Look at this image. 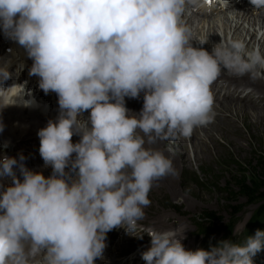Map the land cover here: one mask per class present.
I'll return each instance as SVG.
<instances>
[{
	"label": "bare ground",
	"instance_id": "bare-ground-1",
	"mask_svg": "<svg viewBox=\"0 0 264 264\" xmlns=\"http://www.w3.org/2000/svg\"><path fill=\"white\" fill-rule=\"evenodd\" d=\"M1 1L0 4H2L5 12L7 13V10L11 12L7 16L9 18L7 20L8 26L14 28L12 26L13 20L20 16L19 13L26 7L28 0H17V3L21 5V11L15 4H10L11 0ZM87 1L95 3V0ZM101 1L105 2L102 6L105 8L104 11L91 13L78 23V27L74 24L66 25L68 28L64 37H62L64 40L67 38L72 40L70 45L78 42L81 46L90 45L87 41H83V38H93L92 51L98 56L96 59V62H98L96 67L89 68L90 75L84 80H81L82 76H79L78 72L73 70L66 71L69 69V65L72 64L70 57L52 59L50 57L52 52L48 53L49 49L47 48L38 51L40 47L39 40L30 37L34 31L42 32L45 35V30L50 22L56 24L66 22L68 16L72 14V10L78 5L79 0H41L35 12L26 18L21 25L18 23L13 33L10 32V29L5 33H0V62L5 58V61L0 63V93L2 94L0 95V147L9 145L12 148L11 153H0V160L3 164L12 163L15 166L12 174L13 179L18 178L19 181L29 183L27 186L26 184L24 185L27 187L26 190L22 188L19 191L20 198L17 197L13 203L11 202V208L8 211L18 216V214L26 211L31 213L36 210L34 212L36 215L41 213V211L48 210V214L45 215V217H48L47 219L44 218L46 221L37 222L36 226L38 229L28 238L31 246L39 244L41 235L43 239L40 243L41 245L44 244L43 241L45 239H50L51 232H57L53 228L50 230L52 226L60 223H65L66 226H74L76 222H79L81 225H86L87 228H90L93 227L95 219L91 218L93 212L88 213V211H94L96 216L103 213L100 205L101 197L94 201L92 196H87L84 199L80 196L72 197L71 201L60 205L58 208H50L51 204L55 202V197L57 196L59 199L61 192L58 191L59 183L55 182L49 165V174L43 175L38 171L37 165L39 163L37 161L41 158L49 159L51 156L56 159V163H62L66 169V165L71 167L82 165L84 163L82 155L84 151L95 156L90 157V159L95 158L94 160L99 161L105 158L107 162V160L112 159V156L108 154L112 149V154L125 152L130 160V154H132L130 150L133 152L135 150V145H132L134 142L131 141L133 136L139 139L138 142L134 143L138 149L136 163H134L137 168L134 169L135 173L130 169H125L124 159L121 157L117 164L119 168L125 171L122 177L132 179L134 182L135 178L140 177V168L143 171L155 173L153 172V165L148 164L147 161L149 151H151V153H156L154 155L158 156L160 163L168 166V174L165 179L168 177L172 179L173 173H171L169 165L184 162L190 163L192 160L197 161L205 157V155L214 154L215 151L212 148V144L219 141L223 136L220 134L215 135V132H217L215 128L206 130L203 124H207V126L216 125L231 131V127L223 126L220 122L216 123L217 118H215V115L214 118L213 116H208L212 112L218 111L219 105L227 107L231 103L233 106H228L227 112H230V109L235 107L236 113L230 114V117L231 115L237 116L240 110L242 111L241 113L252 110V113L256 115L254 117L257 122H259V114L264 116L262 112L257 110L264 107V81L260 77L258 80L256 79L258 75L256 76L252 72V68L249 67L248 63L246 64V62H241L234 56L225 54L228 53L226 51L225 53L210 54L206 51L196 50V48L192 47L194 44L192 45V43H188V40L187 42L185 40L190 30V34L197 38L198 31L196 27L199 26L198 22H201L202 16L207 15L208 18V15H212L211 13L214 15V12H217L219 7L222 9L229 8V11L224 13L218 26L224 32L225 41L227 42L229 38V32H232V45L236 50L241 49L243 51L252 48L258 41V53L264 57V20L253 16V14H257V10L260 15L263 13V9L258 7L257 4L250 3L248 0L240 2L218 1V3L217 0H210V5L199 6L196 2L197 10L200 11V13L196 14L190 11L189 6H185L183 10L181 9L184 0H137L141 1L139 4L143 2V5L141 4L140 6L134 0H127L130 3V9L122 6L120 4L121 0L116 2L114 0ZM111 1L114 3L110 7L108 4ZM194 1L188 0V3H193ZM13 2L16 1L13 0ZM66 2H71V6L66 7ZM9 4L12 6H8ZM131 14H135V16L132 17ZM137 16H139L140 22L145 18H150L151 21L142 22L136 29H139L137 32L143 33V37L157 43L160 51L158 56L167 58L170 61L176 60L180 62V65H173L170 68L166 67L167 62L158 66L166 68L165 73L174 69V72L181 75L197 78L199 80L198 83L194 84V80L187 83L182 88L183 93L186 92L184 89H188L186 95L193 106L197 103H205L208 109L201 112L191 109L189 114L185 110V114L181 118L178 117L181 107L178 104L179 100L172 101L171 105L166 109L169 103L165 105L162 101L165 96L163 95V87L159 83L160 78L165 73H162V71L160 75L155 73L154 68H156V71L159 68L156 67L157 63L155 61L148 60L152 53H149L147 49L140 48L138 54L131 49V46H134L133 43L138 44L142 41L141 37L134 34L130 29L133 18ZM182 31L186 33V36L179 41L178 37ZM218 31L214 25L210 26L207 30V35L208 37L216 36ZM30 38L33 39L30 40ZM32 41H34V51L32 48H28ZM10 45L11 49L8 52L7 47ZM34 52H37V54ZM11 56L12 60H9ZM17 59L19 63H16ZM93 70L100 74H93ZM52 74L58 76L59 80L55 81ZM73 78L77 79V82L74 81L66 86V83ZM98 84L101 86L104 96L97 97L96 93L89 87L98 86ZM216 84L219 85L217 86ZM47 86H51L52 90L48 97L43 95ZM212 88H217V92L212 93ZM99 99H103L107 103L100 104L97 102ZM45 100L46 102H44ZM48 101H51L50 105H48ZM39 102H44V104L41 106ZM68 103H73V109L70 110L69 117H67L65 109ZM249 107L252 108L250 109ZM223 108H220V111H224V116L222 115L221 118L225 119L229 115L225 113ZM110 109L118 112L119 116L114 117L109 112ZM115 123L118 133H114L111 127L105 126L106 124L115 125ZM80 124L92 132V137L82 131ZM239 134L241 135V133ZM120 135L123 138L118 140ZM31 138L32 140H30ZM40 138L49 141L51 143L50 147L42 146V143L38 141ZM197 138L203 139L205 143L200 144L197 142ZM42 139L40 140L42 141ZM108 139L111 140L109 144L102 143ZM80 140L82 143L79 142ZM20 141H22L21 144ZM31 141L34 143H31ZM126 141L128 143H125ZM230 142H233V140ZM92 144L94 145L92 146ZM189 144L192 147L193 156L188 151L186 152L189 149ZM237 144L239 143L237 142ZM99 146L100 151L97 149ZM239 147H241L240 144ZM84 155L86 154L84 153ZM154 157L156 158V156ZM172 171H175V167L172 168ZM5 172L8 174H6L7 176H10L11 170L9 168L5 167ZM142 175L144 176V174ZM5 179V181H10V177ZM103 183L104 180L101 183L103 189L108 187L103 185ZM71 189L70 187L63 191L68 193V191L71 192ZM75 190L81 191L82 188L77 187ZM8 191V194L6 193L7 191L0 194V201H6L10 204L8 196L16 197L17 193L12 190ZM47 195L54 199L53 203L49 204V201L44 204L41 201L39 202V199H43ZM35 202L39 203L38 207L34 205ZM80 204H84L82 208L78 207ZM2 212L6 213V211ZM114 216L113 220L122 223L118 229L123 231V235L136 232V230L128 231L127 226L132 221L126 219L125 215L114 214ZM137 216L136 219H133L134 227L136 224H140L143 219H138ZM151 223L148 224L150 225ZM151 225L157 228L155 227L157 225ZM135 229L137 228L135 227ZM158 229L162 232L168 231L170 233L172 228ZM61 232L63 233V240H66L67 243L64 241L66 245L64 247L59 246V256L67 257L70 260V264H75L74 262L79 260L84 262L91 261L101 253L102 247L99 243L98 245L96 243L95 231L88 233L87 241L84 239L77 240L79 229L74 230L72 234L70 231ZM148 232V235H144L146 232L141 234L139 239H147V237L151 236V231ZM172 232L173 235L169 236L165 242L159 243L162 246L161 252L174 240L177 241L178 248H185L183 243H181L182 240L179 242L182 236H179L175 231ZM12 235L13 233L9 236ZM79 242H83V245H77ZM3 243L0 242V246ZM49 245L53 246V244ZM2 246L3 248L5 247V245ZM132 248L130 247L127 253H130ZM142 249L144 250V248ZM141 251L140 249L136 253L137 257L139 253L141 255ZM113 252V250L108 252L111 260L114 259ZM29 256L32 258L34 254ZM185 256L188 257L187 255ZM138 261L140 264L145 262V260ZM170 262H173V260L169 259V264ZM61 263L63 264V261ZM194 264L198 263L195 262Z\"/></svg>",
	"mask_w": 264,
	"mask_h": 264
},
{
	"label": "rangeland",
	"instance_id": "rangeland-1",
	"mask_svg": "<svg viewBox=\"0 0 264 264\" xmlns=\"http://www.w3.org/2000/svg\"><path fill=\"white\" fill-rule=\"evenodd\" d=\"M15 1L16 2H13V0H11L10 4H15L16 7L19 8V10L21 11L22 10L21 5L17 3V0ZM240 1H243V0H238L236 2H240ZM0 2L2 1L0 0ZM28 2H29L28 6L30 7V9H28L27 5L23 9V11L27 9L23 12V19L28 18L33 12H35L36 8L33 10L32 8L37 6L41 2V0H28ZM10 4L8 6H12ZM141 4L143 5V2ZM141 4H138V5L140 6ZM183 4L184 5L181 6L182 10L185 8V6L186 7L189 6L191 12H194L193 10L195 9L198 13H200V11L197 10V7H196L197 5H195L197 4L196 1H194L191 5H189L184 0ZM254 4H257V3H254ZM0 5H1L0 6V11H1L0 12V31L4 32V30L8 28L7 25L9 24L7 21L9 18L7 16L11 12L7 10V13H6L5 9L2 7V4ZM259 6H264V2H261ZM228 9L229 8L222 9L219 7L217 10L218 13L214 12V15L213 13H211L212 15L210 16L208 15V18H207V15L202 16L201 22H198L199 26H197L198 23L196 24L197 26L196 30L198 31L197 38L193 34H190L191 33V30H190L185 40L186 42L188 40L189 41L188 43H192V45L194 44L195 46L194 45L192 46L191 44L189 45L196 48V50H201L202 52L206 51L207 53H210V54L211 53H225V51L228 52L225 54L234 56L239 61L246 62V64L248 63L249 67L252 68V72H254L256 76L258 75L257 76L258 78L256 79L258 80L260 77L264 81V57L260 56L258 53L259 51L258 41L255 43L256 45L255 44L253 45L252 48L244 50V51L241 49L236 50L234 46L232 45V42H231V37L233 34L232 32L231 33L229 32L230 39L228 38L227 42L225 41L224 32L218 26H219L221 19L224 16V13L229 11ZM21 12L19 13L20 16L16 19L18 21L20 20L19 21L20 25L24 21V20L22 21ZM250 12L252 11L250 10ZM262 18L264 17L261 16V19ZM74 25L78 27V23H75ZM213 25L219 31L216 32L217 34L215 33L216 36L208 37L207 30L209 29L210 26H213ZM257 29H259V27H257ZM47 33L49 34V32ZM185 34L186 33L182 31L178 38L180 40H183L184 36H186ZM36 38L42 41L41 48L52 47L54 45L53 37L43 36L37 33ZM222 38L224 39L222 40ZM135 46H136V49L135 47H132V46H131V49L134 48L135 49L134 51L137 52L139 50L140 45L135 44ZM65 48H66V45L59 44V46L56 47V52H53L50 55L51 58L57 59V57L61 53L65 52L64 56L67 55L68 57L72 58V60H75L74 58L75 55L73 56V54H70L69 52L65 51ZM141 48L147 49L149 53H152V49L148 48V46H142ZM79 51L83 52L82 50H79ZM160 58H164V57H160ZM9 60H12V57L9 58ZM148 60L151 61L152 57H149ZM97 62L95 64H97ZM175 63L180 65V62L178 61ZM90 67L92 68V66ZM72 68L75 70L73 61H72V64L69 65V69L66 71L69 72L72 70ZM166 70L165 69L164 71L162 70V73H165ZM93 71H94L92 72L93 74H100L96 72V70H93ZM160 71H156V72H160ZM156 74L160 75L161 72L156 73ZM52 77H54L55 79L57 76L52 74ZM175 77L180 78L179 84H181V86H184L188 82L187 78H189L188 76H186L185 78L184 75L179 77L178 74L175 75ZM192 78H193L192 80H194V84L198 83L199 80L197 78L195 77H192ZM81 80L83 79L81 78ZM74 81L77 82V79H74ZM71 82L72 81H68V83H66V86H68V84L70 85ZM160 82L164 86L163 90H166L167 93L170 94V96L178 97V95H176L178 93L179 95H181V91H179L175 87L177 82L174 81V76L168 77L167 75L164 74L161 77ZM216 85L218 86L219 84H216ZM89 87L92 90L94 89V87L96 88L97 86H94V87L89 86ZM99 90H101V88ZM211 92L212 93L217 92V88H212ZM51 93H52L51 86H47V89L45 90L43 95L48 97L50 96ZM103 94L104 93L101 90V95H97L96 93V96L101 97ZM166 99L162 100L165 105L167 104L165 103ZM181 99H183V101L188 100L186 95H183ZM102 101L103 99H99V101L97 100V102H99L100 104L107 103V101L105 100H104L105 102H102ZM44 102H46V100ZM44 102L43 103L39 102V105L42 106ZM50 102L51 101L47 102L48 105H50ZM168 102L171 103L170 100H168ZM170 103H169V106L171 105ZM72 105L73 103L66 104L65 109L67 111V117H69V114L71 113L70 110L73 109ZM196 105L205 106V103L204 104L197 103ZM228 106H233V105H231L230 103ZM228 106L225 107V106L219 105L218 111L214 112L216 117L213 116V118L214 117L217 118L216 123L220 122L223 124V126L231 127L230 128L231 131H228L225 128H221L220 126L219 127H217L216 125L207 126V124H203V127L206 130H209V128H215L217 129V132H215V135L220 134L221 136H223V138H221L219 141L213 142L212 148L215 151V152L213 151L214 154L212 153L207 156L205 155V157L197 161L192 160L190 163L184 162L180 164L174 163V164L169 165V169L171 170V173H173L172 175L174 177V178L171 177L172 179H170V177L167 178L168 180L165 179V177L168 174L167 173L168 166L164 165V163H160L158 161L159 160L158 156L154 155L156 153L154 152L151 153V151H149V157L147 158V161H148V164L153 165V168H154L153 172L155 173L146 172V171H143L141 168L140 169L138 168L141 171V173H139L140 177H137L138 179L135 178L136 180H134V182L132 181V179H129L127 177L125 178L122 177L124 176L125 171L119 168L117 164L119 162V159H121V157H123L124 159L125 169L127 170L130 169L133 173H135L134 169L137 168L134 165V163H136V157H137L136 155H138V149L136 147V144L134 143L138 142L139 139H136L133 136L131 137V141L134 142L132 143V145H135L134 146L135 150L134 152L130 150V153L132 154L128 153L130 154V160L127 158L125 152L115 154V155L112 154L113 153L112 149L108 153L109 155L112 156V159L107 160V162L105 158H102V160H99V161L94 160L95 158L90 159V157L92 158L95 156L91 155V153L89 152L87 153V151H84V153L86 154L84 155V153H82L83 158H84V163L77 167H73V166L71 167V166L66 165V169L63 167L62 163L61 164L56 163V159L51 156L49 159L41 158L40 160H38L37 161L39 163L37 165L38 171L42 173L43 175L49 174L48 172L49 170L48 165H49L51 167L50 171L54 175L55 182L59 183L58 191L61 192V194L59 196V199L57 196L55 197V202L53 201L54 204H51L50 208H54V207L58 208L60 205L64 203L66 204L68 201H71L70 199L72 197L80 196L82 199H84L87 196H92L94 198V201H97V199L101 197L100 205L103 211V213L99 215L100 217L96 216L94 211L92 210L88 211V213L93 212V216L91 218L95 219V223L93 224V227H90V228H87L86 225H81L79 222H76L74 226H66L65 223L64 224L60 223L59 225L52 226L50 230L53 228V230H56L57 232L55 233L52 231L51 232L52 234L50 235V239H45L43 241L44 244L42 245L40 244L41 241L43 240L42 235H41V239L39 242L41 246L39 244L37 246L29 245L28 238L36 232V229H38L36 226L37 222H40L41 220L46 221L45 219H47L48 216L45 217V215L48 214L47 212L48 210L41 211V213H38L36 215L34 213L36 212V210H34L31 213L30 212L28 213L26 211V212L18 214V216H15L12 214L11 211H8L11 208L10 207L11 202L13 203V201L17 199V197L20 198L19 191L22 188L26 190L27 189L26 186L29 183L27 182L24 183L22 181H19L18 178L13 179L14 177L12 176V174L15 169V166H13L12 163L3 164L0 160V164H1L0 165V171H1L0 194L5 193V191H7L6 193L8 194L9 193L8 190H12V191H15V193H17L16 197H13L12 195L8 196V201H10V204L7 203L6 201H0V210H1L0 211V232H1L0 242L3 243L4 241L2 245H5L4 248L2 245L0 246V264H34V263L35 264H39V263L40 264H46V263L47 264H56V263L60 264L61 261H63V264L64 263L70 264V260L67 257L59 256V252H58L59 246L65 245L64 240L62 238L63 233L61 236H60V233L61 231H64V232L70 231L72 234L73 231L76 229H79V233L77 234V240L84 239L85 241H87L86 238L88 236V233L95 231L96 243L97 245L99 243L102 247L101 253L98 254L97 258L86 262V264H140L138 260H145L143 264H169V259L173 260V262H170V264H194L195 262H197L198 264H233L232 263L233 259L228 258V244L225 243V241L223 242L222 240L215 239L214 240L215 247H213L209 251H205L202 249L201 246L204 244V242L208 240V236H206L204 233V230H207L206 228L208 226V220L206 219V215L209 212H214L216 216L221 217L219 218L220 220H218V224L221 226L220 229H226L228 225H231L233 221H235L236 223H235L234 228H235L236 233H239L240 231L244 229L246 222L248 221L250 216L254 218V216L256 215L257 209L260 207L261 204H263L264 200H262L258 194L260 191V187H261L260 186L261 177H258L256 172H254L253 168L259 166V161L261 160V156H264L263 154L264 153V116H262V114H259L260 115V117H258L259 122H257V120L255 119L256 115L252 113L253 112L252 110H249L246 113L245 112L241 113L242 111L240 110L238 111V114L240 113L239 115L238 114L237 116L231 115L230 117V114L236 113V111H235V107H232L230 109V112H227L226 110H228ZM167 108L168 107H166V109ZM220 108H223L225 110V113L228 114L229 117H226V118L223 117L225 119H222L221 117L222 115L224 116L223 114L224 111H220ZM249 108L251 109L252 107H249ZM257 110L262 112L264 115V107L261 109H257ZM184 114H185V109H183V107H180V113L178 112V117L181 118L182 116H184ZM221 119L223 122L221 121ZM105 126L109 128L111 127L114 133H118L116 123L115 125L106 124ZM80 127L85 134H88V135L90 134L91 135L90 137H92V132L90 130H88L86 127H84V125H81V124H80ZM235 128L238 130H236ZM239 133H241V135ZM122 138L123 137L120 135L118 137V140H121ZM40 139H38V141L42 143V146L46 148L50 147L51 143L49 141L45 140L44 138L42 139V141ZM30 140H32V138ZM231 140H233V142H230ZM110 141L111 140L108 139V140L103 141L102 143L109 144ZM79 142L82 143L81 140ZM197 142H199L200 144L205 143L204 140L201 138H197ZM237 142L241 145V147H239V144H237ZM21 143L22 141H20V144ZM31 143H34V142L31 141ZM125 143H128V142L126 141ZM93 145L94 144H92V146ZM0 148H1L0 153L2 154L5 153L3 149H8L9 151L11 150V147L7 145L4 147L2 145ZM97 149L100 151V146ZM91 150H93V148H91ZM187 151L189 154H192V147L190 144H189V149H187L186 152ZM8 153H11V152H8ZM154 156H156V158ZM5 167L11 170L10 176H7L8 174L5 172ZM173 167H175L174 172L172 171ZM59 170L61 171L58 172ZM257 170H259V168ZM261 172H263V169L260 171V173ZM29 174L32 175L31 173ZM87 174L89 175L91 174V175L99 177L100 183L97 188H90L87 186H83L80 183L81 179ZM142 174H144V176ZM6 177H10V181H5ZM241 177H243V179L246 177V183L248 185L250 184L252 185V188L256 191L255 194H253L252 196H247L244 191L241 190L239 192L240 188L235 183L236 182L235 179L241 178ZM102 180H104L103 185L108 186L105 189L102 188V185H101ZM25 184L26 186H24ZM73 186H75L74 190H73ZM70 187L72 188L71 192L68 190H67L68 193L66 191H63L66 188H70ZM77 187H81L82 190L76 191L75 189ZM230 190H233V191L235 190L236 193L232 195L230 194ZM81 195H86V196H81ZM44 197L43 199H39V202L41 201L43 204L48 202L45 199H47V197L49 196L47 195ZM64 197L67 199H65ZM49 198L53 199L51 197ZM53 202L49 201V204ZM34 205L38 207L39 203L35 202ZM83 205L84 204H80L78 207L82 208ZM50 208L48 209L50 210ZM238 208H239V212L236 214V218L234 219L232 217L233 209H238ZM2 211H6V213L5 212L3 213ZM110 213H112L113 215ZM114 214L115 215L122 214L123 216L125 215L126 219H129L132 221V223H129V226H127L128 231L136 230V232L134 233L130 232L128 235L127 234L123 235L122 233L123 231L118 229V227H121L122 223L116 222L115 220H113L115 217ZM136 216L138 217V219L143 218L140 221L141 222L140 224H136L135 227L137 229H135L134 227V220H133L134 218L136 219ZM29 218L30 219L32 218L33 220L31 219L32 220L31 221ZM38 218H39V221H38ZM34 219H36L37 221ZM148 223L157 225L155 226L157 228H154L151 224L149 225ZM145 228H147V230H145ZM158 228L160 229L161 228L163 229L172 228L173 230L171 229V232L167 235L166 239H168L169 236L173 235L172 231H175V233H177L179 236H182L180 237L181 239L179 240V242L182 240L181 243H183L185 248H178L176 244L177 241L174 240L172 241L174 243H171L173 247L172 250L170 248L169 251L165 252V250H163V252H161L162 246L160 248L159 245L155 244L156 243L155 238L158 232L153 231V230H159ZM148 231H151V236L147 237V239H139L141 234H143L144 232H146L144 235H148L149 234ZM159 232H161V230H159ZM165 232H168V231H165ZM11 233H13V235L9 236ZM211 236H213L214 238H220L221 234L216 235V233H214ZM142 240H145V241H142ZM82 243L83 242H79L77 245H83ZM49 244H53V246ZM219 244H224V245L220 247L218 246ZM130 247H133V248L131 249L130 253H127ZM142 248H144L145 251ZM140 249L142 250L141 255L139 253L137 257L136 253L139 252ZM109 250L114 251L113 252L114 259L112 260L109 257V253H108ZM30 254L31 255L34 254V257L33 256L32 258L30 256L28 257V255ZM151 255L152 257H150ZM185 255H187L188 257H186ZM48 261L49 262L51 261L52 263L51 262L49 263ZM244 261H246L245 257L242 260H240V264H244ZM12 262H15V263H12ZM74 263L76 264L77 262H74Z\"/></svg>",
	"mask_w": 264,
	"mask_h": 264
},
{
	"label": "trees",
	"instance_id": "trees-1",
	"mask_svg": "<svg viewBox=\"0 0 264 264\" xmlns=\"http://www.w3.org/2000/svg\"><path fill=\"white\" fill-rule=\"evenodd\" d=\"M264 154V153H263ZM259 168V170L257 169ZM263 169V172L260 173V171ZM254 172H256V174L258 175V177H261V184H260V191H259V196L261 197L262 200H264V156H261V160L259 161V166L258 167H254L253 168ZM263 174V175H262ZM236 180V184L237 186L240 188L239 192L242 190L245 192V194L247 196H252L253 194L256 193V191L252 188V185H248L246 183V177L243 179V177L241 178H237ZM253 190V191H252ZM236 193L235 190H230V194H234ZM237 195V194H236ZM239 212V208L238 209H233L232 212V217L235 219L236 218V214ZM219 216H216L214 212H209L206 215V219L208 220V226H207V230H204V233H206L207 235L212 234L214 232H218V231H222L225 230L226 232L230 233V228L233 226V224L235 223V221H233V223L231 225H228V227L226 229H220V225L218 224V220H220ZM264 218V201L263 204L260 205V207L257 209L256 211V215L254 216V218L252 217L249 226L250 225H258L260 224V222L262 221V219ZM233 219V220H234ZM212 230V231H211ZM232 233V232H231ZM230 235V234H229Z\"/></svg>",
	"mask_w": 264,
	"mask_h": 264
},
{
	"label": "water",
	"instance_id": "water-1",
	"mask_svg": "<svg viewBox=\"0 0 264 264\" xmlns=\"http://www.w3.org/2000/svg\"><path fill=\"white\" fill-rule=\"evenodd\" d=\"M94 175H89L87 174L86 176L83 177V183L86 185H89L91 187H96L98 185L99 182V178L97 176Z\"/></svg>",
	"mask_w": 264,
	"mask_h": 264
}]
</instances>
